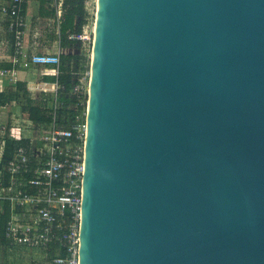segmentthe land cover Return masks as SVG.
Returning <instances> with one entry per match:
<instances>
[{
    "label": "water",
    "instance_id": "95a60500",
    "mask_svg": "<svg viewBox=\"0 0 264 264\" xmlns=\"http://www.w3.org/2000/svg\"><path fill=\"white\" fill-rule=\"evenodd\" d=\"M80 264H264V0H98Z\"/></svg>",
    "mask_w": 264,
    "mask_h": 264
},
{
    "label": "built area",
    "instance_id": "2783aa9c",
    "mask_svg": "<svg viewBox=\"0 0 264 264\" xmlns=\"http://www.w3.org/2000/svg\"><path fill=\"white\" fill-rule=\"evenodd\" d=\"M53 3L64 19L66 0ZM28 0H0V13L7 21L13 39L14 66L0 71L16 82L23 62L37 65L61 64L60 51L30 53L26 43ZM87 11L83 32L95 31L98 0H83ZM75 16V24L81 21ZM93 25V27H92ZM73 102L63 110L60 93L66 89L58 81L41 77L27 84L28 96L50 103L49 122L17 116L11 121L8 110L0 109V216L9 204L10 217L5 238L12 247L33 250L39 256L32 264H80L81 220L83 206L84 159L91 80V58L72 67ZM67 109H72L69 112ZM13 118V117H12ZM14 127L26 143L5 157L8 138Z\"/></svg>",
    "mask_w": 264,
    "mask_h": 264
},
{
    "label": "crops",
    "instance_id": "0c3cea01",
    "mask_svg": "<svg viewBox=\"0 0 264 264\" xmlns=\"http://www.w3.org/2000/svg\"><path fill=\"white\" fill-rule=\"evenodd\" d=\"M26 16L29 23L26 35V43L29 47L30 53L60 51L62 48L60 32L62 19L53 3L47 0H28ZM12 58V35L7 30L6 18L0 13V71H2L4 68H10L14 66ZM16 67L19 69L18 76L20 79L16 82H13L6 77H2L0 79V93L10 95L11 93L15 92L17 88L16 85L19 81L26 83V90L27 84L29 82H35L41 77L45 78L47 81L55 82L56 79L51 77H56L59 74V67L55 64L37 65L29 61L23 62ZM13 103H18L21 107V104L16 99H11L10 101L6 102V104L0 105V109L3 108L4 110L9 111V114L11 115V121H13L14 118L17 119V116L28 117L27 112L25 114L20 113V111L18 113H13V111H11L9 108ZM11 112L13 114H11ZM18 132L19 129L14 127L12 134L16 136L19 134ZM0 243H3L7 249L11 247L5 238V235L0 238ZM12 248L18 249L20 247ZM32 256H39V253L29 255L27 259Z\"/></svg>",
    "mask_w": 264,
    "mask_h": 264
},
{
    "label": "trees",
    "instance_id": "16d2710c",
    "mask_svg": "<svg viewBox=\"0 0 264 264\" xmlns=\"http://www.w3.org/2000/svg\"><path fill=\"white\" fill-rule=\"evenodd\" d=\"M65 5H69L65 12L64 19H62L60 25L61 32V43L62 48L60 50L61 64L59 65V74L56 77H51L56 79V81L65 84L66 89L60 93L63 96L64 107L70 106L73 102V97L71 96L70 89L72 87V67L75 65H82L86 61L90 60L85 54L84 49V32L83 24L86 22L87 11L83 0H66ZM80 15L81 21L75 24V16ZM49 77V76H48ZM16 91L10 95L0 93V105L6 104V102L11 99H16L22 107L23 111L28 113V116L33 120L40 122H49L52 117L49 115L50 103H43L35 101L28 96V91L26 90V83L19 81L17 83ZM72 112V109H67ZM27 140L19 135L11 136L7 141V148L5 157H11L15 148L19 145L26 143ZM6 210L0 216V238L4 235L5 224L10 217L9 204L5 203ZM2 242V241H1ZM8 261L0 260V264H8Z\"/></svg>",
    "mask_w": 264,
    "mask_h": 264
},
{
    "label": "rangeland",
    "instance_id": "374dc122",
    "mask_svg": "<svg viewBox=\"0 0 264 264\" xmlns=\"http://www.w3.org/2000/svg\"><path fill=\"white\" fill-rule=\"evenodd\" d=\"M84 36H85L84 44H83L84 46L83 51H85L84 55L91 58L92 60L94 33H93V30L91 32V27L88 28L87 32H84ZM9 108L11 109V111H13V113H18L19 111L22 114L26 113V111L21 110L22 108L20 107L18 103L11 104ZM13 113L11 112V114ZM34 253L36 254V252L33 250L25 251V249L21 247L18 249H10V248L7 249L3 243H0V259L8 261L7 262L8 264H32L33 262L29 260L30 257L28 259L27 257Z\"/></svg>",
    "mask_w": 264,
    "mask_h": 264
},
{
    "label": "bare ground",
    "instance_id": "6f19581e",
    "mask_svg": "<svg viewBox=\"0 0 264 264\" xmlns=\"http://www.w3.org/2000/svg\"><path fill=\"white\" fill-rule=\"evenodd\" d=\"M94 27H95V29H96V23H95V26H94Z\"/></svg>",
    "mask_w": 264,
    "mask_h": 264
}]
</instances>
